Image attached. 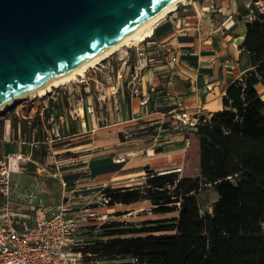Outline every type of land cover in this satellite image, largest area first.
<instances>
[{
    "label": "crops",
    "instance_id": "obj_1",
    "mask_svg": "<svg viewBox=\"0 0 264 264\" xmlns=\"http://www.w3.org/2000/svg\"><path fill=\"white\" fill-rule=\"evenodd\" d=\"M248 2L192 0L178 5L142 46L149 59L135 73L137 81L130 74L131 81L113 94L104 113H88L91 103L85 97L74 108L73 96L56 93L39 107L14 113L12 121L2 115L0 156L23 154L12 174L11 198L27 203L28 190L20 180L27 178L37 189L38 179L49 180L40 175L55 178L77 195L131 186L145 167L159 172L182 167L191 139L196 140L195 123L220 110L226 87L248 70L240 50L249 23ZM259 87L263 98L264 85ZM181 116L190 121V138L169 125L171 120L182 123ZM150 206L147 200L116 204L109 212L132 214Z\"/></svg>",
    "mask_w": 264,
    "mask_h": 264
},
{
    "label": "trees",
    "instance_id": "obj_2",
    "mask_svg": "<svg viewBox=\"0 0 264 264\" xmlns=\"http://www.w3.org/2000/svg\"><path fill=\"white\" fill-rule=\"evenodd\" d=\"M240 50L248 70L226 87L222 108L194 125L198 175L145 167L143 185L104 189L108 207L147 200L153 214L178 216L130 229L114 223L108 239L86 251L132 259L126 264H264V99L256 88L264 85L263 16L246 24ZM205 185L218 198L202 214L197 194Z\"/></svg>",
    "mask_w": 264,
    "mask_h": 264
},
{
    "label": "water",
    "instance_id": "obj_3",
    "mask_svg": "<svg viewBox=\"0 0 264 264\" xmlns=\"http://www.w3.org/2000/svg\"><path fill=\"white\" fill-rule=\"evenodd\" d=\"M173 0H0V115Z\"/></svg>",
    "mask_w": 264,
    "mask_h": 264
},
{
    "label": "rangeland",
    "instance_id": "obj_4",
    "mask_svg": "<svg viewBox=\"0 0 264 264\" xmlns=\"http://www.w3.org/2000/svg\"><path fill=\"white\" fill-rule=\"evenodd\" d=\"M181 5V4H180ZM147 39L141 43L130 45L129 47H125L121 52H117L105 59L101 62V64L97 65L95 68H91L83 78H78V81L71 82L62 87L56 88L52 93H49L45 97H38L35 99L25 98L19 101L13 108L8 110L3 114V116H10V120L12 121V115L14 113H26L31 108L39 107L43 100H47V97L51 95H55L59 93L61 97L64 96H73L72 102L74 101V108L76 107L77 101L81 100V98H87L91 106L93 107L95 112L104 113L106 107H108V103L111 100L113 94H116L118 89L126 86V84L131 81L132 74L135 77L134 82L137 81L138 76L135 73L142 65H146L148 63L149 56L146 55L145 48L142 46L146 44ZM246 59V57L244 56ZM259 92L261 88L259 87ZM49 101V99L47 100ZM0 115V118L3 117ZM182 119L186 122L182 123L179 120H171L169 125H172L174 128L178 129L180 133H183L186 137H191V131L189 126V120L185 117L181 116ZM167 125V124H166ZM172 138V137H171ZM198 149L197 140L191 139L190 148L185 159L183 166L181 167V172H178L179 177H196L199 173L198 167V159L196 156V151ZM2 156H0V159ZM177 167V166H175ZM171 167V169L175 168ZM154 171V170H153ZM169 172L170 169L165 170V172ZM159 172V171H155ZM164 172V171H162ZM15 176V175H14ZM146 172L143 171L141 178L138 180H134L133 185H143L145 181ZM44 177L45 180L43 183L38 179L39 187L36 189L31 186V181L27 178L20 180L22 183V187L24 190H28V196H31V199L35 201V203H40L42 201V205L45 207H59L62 204H68L74 210H79L83 207L95 208L99 213L98 217H103L105 221V225L101 227L99 230H96L94 227H87V231L83 233L85 238H90L89 241L91 247L94 242L98 241H106L108 238H104V233L113 229L112 225L114 223H123L122 226H118L117 229H130L132 227H141L143 221L154 220V219H164L169 217L178 216L177 212L169 213L166 215H156L153 214L150 210L152 206H150L147 210H142L141 212H135L132 210V214H127L126 211L119 212H109L112 210V207L101 205V195L99 191L95 192H84L80 194H70L55 178L51 176H41ZM15 180V177H14ZM103 191V190H102ZM218 195L214 188L211 185H205L201 188L199 193L197 194V200L200 207V212L206 213L211 212L213 204L217 200ZM29 200V199H27ZM100 207V208H99ZM150 209V210H149ZM116 213H123L122 215H116ZM132 236V235H131ZM99 264H126L133 263L132 259L128 257H117V258H108V259H97Z\"/></svg>",
    "mask_w": 264,
    "mask_h": 264
},
{
    "label": "built area",
    "instance_id": "obj_5",
    "mask_svg": "<svg viewBox=\"0 0 264 264\" xmlns=\"http://www.w3.org/2000/svg\"><path fill=\"white\" fill-rule=\"evenodd\" d=\"M260 16L264 17V0H249L246 21L251 23ZM171 61L175 62L176 57ZM86 110L94 111L90 105ZM20 144L26 142L22 140ZM22 159L21 153L5 154L0 159V264H99L96 260L104 258L86 251L91 239L83 235L87 227L99 230L105 224L97 209L85 206L76 211L68 204L56 208L34 204L31 196L27 203L11 198L12 174L19 169ZM181 170L177 166L169 172ZM99 194L105 207L108 197L104 191Z\"/></svg>",
    "mask_w": 264,
    "mask_h": 264
},
{
    "label": "bare ground",
    "instance_id": "obj_6",
    "mask_svg": "<svg viewBox=\"0 0 264 264\" xmlns=\"http://www.w3.org/2000/svg\"><path fill=\"white\" fill-rule=\"evenodd\" d=\"M186 0H173L167 6H165L162 10H160L156 15H154L149 21H147L144 25L138 28L133 33L129 34L121 41L116 44L106 48L101 51L93 58L80 65L75 70L68 72L53 82L41 87L40 89L32 92L31 94L25 96L28 99H35L38 97H45L49 93H52L54 89L67 85L71 82L78 81V78L85 77V74L91 69L97 67V65L101 64L102 61L109 58L113 54L117 52H121L125 47H129L130 45L141 43L151 37L153 33L154 27L163 19H165L170 13L174 12L178 5L184 3ZM259 89V85L256 86ZM264 99V96H263Z\"/></svg>",
    "mask_w": 264,
    "mask_h": 264
}]
</instances>
